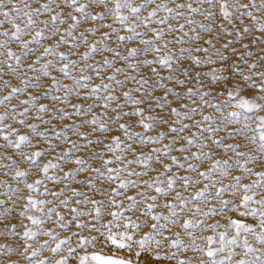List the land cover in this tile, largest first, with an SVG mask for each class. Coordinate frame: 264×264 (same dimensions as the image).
Returning <instances> with one entry per match:
<instances>
[{
  "label": "snow or ice",
  "instance_id": "obj_1",
  "mask_svg": "<svg viewBox=\"0 0 264 264\" xmlns=\"http://www.w3.org/2000/svg\"><path fill=\"white\" fill-rule=\"evenodd\" d=\"M173 3L170 7L169 0H46L33 7L31 0H0V88H9L6 95L0 96V105L5 106L0 112V161H7L0 162V169L15 181L14 185L0 180V218L4 223L0 236L19 238L21 245L18 250L8 243L0 244L4 257L13 253L18 257L6 259L4 264H19L20 258L25 264H152L161 259L192 264L191 258L181 255L184 250L198 252L199 264H264V115H257L264 113V70L255 71L257 61H264V48L251 63L240 58L250 74L235 63L230 76L223 74V68L197 72L198 87H188L183 97L165 84L173 80L185 83L173 75L180 72L189 77L188 68L180 67L183 60L201 66L228 59L220 48L212 51L188 43L201 40L202 32L211 34L204 40L208 46L220 33L232 37L222 45L225 50L234 41L249 36L251 44L264 45V0ZM193 3L199 6L194 7ZM195 15L203 17V22L194 19ZM90 21L91 25L77 32ZM5 24L9 27L3 28ZM101 28L109 31L91 40ZM113 42L115 46H109ZM172 45H178V50L174 51ZM61 46H66L65 50H60ZM121 47L124 53L118 50ZM242 47L248 49L249 44ZM236 51L232 49L233 54ZM201 52L205 54L203 58L193 54ZM98 53H110L111 58L102 55L100 60H94ZM243 56L250 57L252 52L246 51ZM118 60L123 63L115 66ZM142 66H148L157 79L149 83L143 75L137 78L135 74L140 73ZM161 68L169 74L161 75ZM106 69H111L107 76L103 74ZM53 71L71 81V85L63 83ZM6 74L18 80L19 86L4 79ZM121 74L123 78L118 79ZM201 75L210 77L207 85L200 80ZM232 76L241 79L223 87ZM253 76L259 78V83ZM45 78L51 80L46 87ZM94 79L99 83H92ZM129 82L134 86L117 95ZM217 86H221L219 91ZM41 88L43 92H39ZM156 88L164 89V94L152 99L150 108L154 104L164 109L169 104V94L178 101V106L168 108L169 116L175 118L171 124L165 117L146 114L140 107ZM245 88L257 89L258 94L241 95ZM21 93H27L26 98L19 99ZM213 93L217 97L224 95L225 99L214 102L210 98ZM71 96L95 102L72 103L68 111L40 103L41 99H48L69 105ZM194 96L199 100L194 107L180 102ZM13 97L18 98V104L10 103ZM128 105L132 109L125 111ZM95 107L100 111L93 112ZM204 107L218 115L203 114ZM109 112L114 115L109 116ZM198 113L201 118L194 120ZM73 115L83 119L64 124L59 130L51 123ZM130 116L137 118L134 124L139 131L134 130L133 123L120 122L121 117ZM29 119L39 123H29ZM5 120L27 131L21 132ZM113 124L121 135L105 136L106 143L99 136L89 139V132L81 130L90 125L92 132L106 134L112 131ZM160 124L168 125L167 132L177 135L169 138L165 131L151 134ZM40 125L48 127L41 130ZM193 127L196 131L179 135ZM220 132L224 134L218 136ZM69 133L83 143L72 140ZM228 137H242L243 141L225 143ZM34 138H38L37 144L46 142V147L37 148ZM178 139L183 143L176 147ZM164 140L168 142L162 143ZM60 144L68 147L56 151ZM100 144L102 147L86 157L75 155ZM149 145V150L144 151ZM193 147L196 151H191ZM174 151L182 155H173ZM48 153L52 155L41 163ZM165 159L169 162L165 163ZM154 162L161 165L160 170L153 167ZM204 162L206 165L201 167ZM21 163L27 167H20ZM67 163L73 167L64 170ZM174 167L176 172L172 171ZM34 169L38 175L29 182ZM233 170H237L235 174ZM85 172L88 175L81 176ZM150 172L156 174L150 176ZM245 177L254 179L244 182ZM73 183L85 186V190L73 187ZM56 185L62 187L57 190ZM158 208L166 211H157ZM228 212L235 216H228ZM13 213L16 215L11 222L9 216ZM217 214L226 223L207 222ZM250 218L255 223L249 222ZM171 226L178 230L173 231ZM144 227L148 230L141 234ZM208 230L211 234H202ZM62 232L69 235L61 238ZM106 248L114 251L106 254ZM238 248L241 251L237 252ZM45 251L48 255L43 254ZM123 252L128 255L117 254ZM141 256L148 259L141 260ZM237 256L240 258L234 259Z\"/></svg>",
  "mask_w": 264,
  "mask_h": 264
},
{
  "label": "rangeland",
  "instance_id": "obj_2",
  "mask_svg": "<svg viewBox=\"0 0 264 264\" xmlns=\"http://www.w3.org/2000/svg\"><path fill=\"white\" fill-rule=\"evenodd\" d=\"M31 2H32V6H33V7H36V6H38L39 3H44V2H46V0H31ZM81 2H84V0H81ZM137 2H139V0H137ZM157 2H159V0H157ZM180 2H184V0H175V3H180ZM242 2L247 3L248 0H242ZM257 3H259V0H257ZM169 6H170V7H171V6H174L173 0H169ZM193 6L195 7V6H199V5L193 3ZM205 7H206V5H205ZM96 10L99 11L100 9L97 8ZM68 11H71V10H70V9H65V12H68ZM145 14H146V13H145ZM193 18L196 19V20H198V21H202V22H203V17H201V16H199V15H195ZM219 20H220V18L217 17V23H219ZM246 22H247V21H246ZM173 23H175V22H173ZM180 23H183V20H181ZM91 24H92V22L90 21L89 24L81 25L80 28L77 29V32H79V31L81 30V28L88 27V26L91 25ZM154 26H155V25H154ZM8 27H9V26L6 25V24L3 25V28H8ZM61 27H66V25H63V26H61ZM226 27H227V25H226ZM0 30H2V29H0ZM105 31H109V30L106 29V28H101V29H99V31L96 33V35L90 37V39H91V40L96 39V38L99 36V34H100L101 32H105ZM185 31H188V26L185 27ZM215 31H216V28H215V26H214V27H213V32H215ZM149 35H150V34H149ZM175 35H179V33H176ZM210 35H211L210 33H203V32H202V33H201V40H199V41H189L188 43H189L192 47H196V46L209 47L210 50H212V51H214L216 48H220L221 51H222V52L228 57V59H227V60H224V61H221V60H218V59H217L215 64H211V65H201V66H196V65L192 64L191 61H188V60H183V61H181V62H180V67H181V68H188V70H189V77H184V76H182L180 72H176V73H174L173 75H175L178 79H184V80H185V83H184V84H177V83H175V81L173 80V81H165V84H166L167 87H172V88H174L175 91L181 93V96H182V97H183V93L187 90L188 87H198V85L196 84V73H197V72H200V73H207V72H209V71L212 70V69H220V68H223V74H224V75H229V76H230V75H231V71H232V65L235 63V64H237L239 67H241V68L245 71L246 74H250V71H249L247 65L244 64V63L242 62V59H240V58L243 57V59H247V60L249 61V63H251V62H253V61L256 60V57H257V56L261 55L260 49H261V48H264V45H262V44H257V45H253V44H251V39H252V37L249 36V37H245L243 40H237V41H234V42L229 46V48H228L227 50H225V49H223L222 45L225 44L229 39H232V37H228V36H226L224 33H220V35H219L216 39L213 40V45H212V46L205 45V44H204V40L208 39ZM256 35H260V34H259V33H256ZM51 42H52V41H45V43H51ZM244 43H248V44H249V48H248V49H245V48L242 47V45H243ZM109 46H115V43L113 42V43L110 44ZM12 47L15 49V48H16V45H13ZM170 47H172L174 51H175V50H178V48H179L178 45H172V46H170ZM65 48H66V46H61V49H60V50L63 51V50H65ZM233 48L237 49V51H236L235 54L232 53V49H233ZM41 50H42V49H41ZM83 50H84V46L81 45V46H80V51H83ZM118 50L121 51L122 53H124V48H123V47H121V48L118 49ZM246 51H251V52H252V56H250V57H244V56H243V53L246 52ZM37 54H38V53H37ZM193 54H195V55H199L201 58H203L204 55H205L203 52H201V53H193ZM102 55H108V56L111 58V54H110V53H103V54L98 53V54L94 57V60H97V61L100 60V59L102 58ZM185 55H187V54H185ZM72 58L75 59L76 57H72ZM142 58H143V57H141V59H142ZM31 59H34V57L29 58L28 62H30ZM213 59H216V58L213 57ZM42 62H43V61H42ZM122 63H123L122 61H119V60H118V61L116 62V65H115V66H120ZM261 70H264V61H257V68L255 69V71H261ZM127 71H130V70H129V69H126V72H127ZM110 73H111V69H106L105 72H104L103 74H104L105 76H107V75H109ZM52 74H53V75H56L58 79H61L63 83L71 85V81H69V80H67V79H64L59 73L53 71ZM134 74H135V73H134ZM160 74H161V75H168L169 73L167 72L166 69L161 68V69H160ZM29 75H33V74H32V73H29ZM135 75H137V78H139L140 75H143L146 79L149 80V83H152L153 81H155V80L157 79L156 76H153V75L151 74V72H150L148 66H142V67H141V71H140V73H139V74H135ZM117 78H118V79H122V78H123V74H121V75L118 76ZM4 79H10V84H11L12 86H19V81L16 80L15 78H11V74H6V75L4 76ZM209 79H210V77H209V76H206V75H201V77H200V80L203 81V82L205 83V85H207ZM240 79H241V78L238 77V76H232V77L226 82V84H225V85H222V86H223V87H226L227 85H231L234 81H237V80H240ZM253 79L256 80L257 83H259V78H258V77L253 76ZM92 83H99V82H98L97 79H94V80L92 81ZM50 84H51V80H50V78H45V79H44V85H45V87L48 86V85H50ZM133 86H134V85H133L131 82H129L128 84H125L124 86H122V87L118 90L117 95H119L120 92H122V91H124V90H127L128 87H133ZM220 87H221V86H217V91L220 90ZM43 90H44V89L41 88V89L39 90V92H43ZM120 90H121V91H120ZM8 91H9V88H7V87H5V88H0V96H2V95H6ZM29 91H32L34 94L37 93V90H35V89H30ZM81 91L83 92L84 90L82 89ZM60 94H62V93H60ZM163 94H164V89H159V88L154 89V91H153L151 97L146 98V99H145V103L142 104V105H140V107L144 108L146 114H149V113H150V114H153V115H156V116H163V117H165V118L168 120L169 124H170V123H172L171 120H173V119H175V118L169 116V114H168V108H169V107H173V106H178V101H177V99H176L175 97H173L171 94H169V96H168L169 104L166 105L164 109L157 108V107H155L154 104L152 105L151 108L149 107V103L152 101V99H154L155 97H162ZM257 94H258L257 89H250V88H245L244 91L241 92V95H244V96H247V97H253V96H256ZM133 95H134L135 97H139V96H140V93H133ZM26 96H27V93H21L20 96H19V99H24V98H26ZM210 98L213 99L214 102H218L219 100H223V99H225V96H224V95H221V96L217 97V96L215 95V93H213V95H212ZM94 102H95V101H94L93 99H91V98L88 99V100H82V99H80L79 97H76V96H71V97H69V105H61V104H59L58 102H53V101L48 100V99H41V101H40V103L48 104L50 108H51V107H64L66 111L71 110V109H70V105H71L72 103L89 104V103H94ZM180 102L188 103V104H189V107H194L195 104H198V103H199V100H198L197 97L194 96V97L192 98V100H188L187 98H183ZM194 102H195V103H194ZM10 103H11V104H18V98H17V97H13ZM4 107H5V106L0 105V112H2V111L4 110ZM131 109H132V106H131V105H128V106H126V108H125L124 110H125V111H128V110H131ZM18 110H20V106H19V105H18ZM229 110H231V109H229ZM99 111H100V108H99V107H95V108H93V112H99ZM161 112H162V113H161ZM165 112H166V113H165ZM201 112H202L203 114H209V113H211V114H213L214 116L218 115L217 113H215V111H214L213 109H211V108H207V107H204V108L201 110ZM29 115L31 116L32 113H30ZM108 115L111 116V115H114V113L109 112ZM257 115H264V113H260V112H258ZM88 116L90 117V116H91V113H89ZM169 117H170V118H169ZM46 118H47V117H46ZM168 118H169V119H168ZM200 118H201V114H200V113H198V114H196V115L193 116V119H194V120H195V119H200ZM81 119H83V117L78 116V115H73L70 119H65V120H63V121L52 120L51 123H52V124H55V125L57 126V130H59V128H61L64 124H70V123H72L73 121L79 123V121H80ZM136 119H137L136 117H131V116H130V117H121L120 122H121V123H123V122L133 123V128H134V130L139 131V130H140L139 126L134 124V121H135ZM170 119H171V120H170ZM28 122H29V123H32V122L39 123L38 121H33L32 119H29ZM4 123H11L13 127H19L21 132H26V131H27L25 128H23V126H19V125H17L15 122H12V121H10V120H5ZM185 123H190V121H185ZM40 127H41V130H43L44 128H47L48 125H40ZM91 127H92V126H90V125H85V126H82L81 130H82V131H87V132H89V137H88L89 139H95L97 136H99L100 139H101V141H102V143H106V142H107V140L105 139V136L121 135V134L116 130V125H115V124L112 125V131L109 132V133H106V134H101V133H99V132H92V131H91ZM230 127H231V126H230ZM167 128H168V125H165V124L157 125L156 129H154V130H153V133H151V134H155L156 132H159V131H165V132H166V135H167L169 138H171V137L174 136V135H177V134H174V133H171V132H167ZM191 131H196V128L193 127L191 130H186L184 133H180L179 135H188V134H190ZM170 133H171V134H170ZM173 134H174V135H173ZM223 134H224L223 132H220V133H218L217 135L219 136V135H223ZM69 136H70V138H71L72 140H77L78 142L83 143V141H81L77 136L72 135L71 133H69ZM13 138H14V137H13ZM37 140H38V138H34V139H33V144L36 145L37 148H44V147H46V142H44V141H40V142L37 144ZM233 140H241V141H243V138H242V137H228L224 142H225V143H230V142H232ZM167 142H168V140H164L162 143H167ZM0 143H2V141H0ZM182 143H183V141H181V140L178 139V140H177V143H176L175 146H176V147H179L180 144H182ZM244 143H245V145H247V142H246V141H244ZM66 147H68L67 144H60V145H58V148L56 149V151H60V150H62V149H64V148H66ZM100 147H102V144H100V145H93V146H90V147L88 148L87 151H81V152H79V153H76L75 155L85 156V157H86V156H88V154H89L91 151H95V150L99 149ZM150 147H151V145L146 146V147L143 148V150H144V151H148ZM253 147H254V146H253ZM25 150L27 151L28 149H25ZM33 150H35V148H34ZM8 151H9V154H11L10 150H8ZM191 151H196V149L193 147V148L191 149ZM213 151L218 153V152H219V149H213ZM86 152H87V153H86ZM172 154H173V155H177V156H181V155H182L181 153H178V152H175V151H174ZM51 155H52V153H48V154H46L44 157H42V158H41V163H43L44 161H46ZM221 155H223V154H221ZM227 155H231V153H227ZM0 162L7 163L6 160H4V161H0ZM164 162L167 163V162H169V161H168L167 159H165ZM97 163H98V162H97ZM154 163H155V162H154ZM154 163H153V167H154L155 169H157V170H160V169H161V165H160V164H156V163H155V165H154ZM206 163H207V162L202 163V164H201V167H204V166L206 165ZM66 165H67V166H66ZM69 165H70L71 167H73L72 164L67 163V164L64 165V168L67 167L65 170H67L68 168H70ZM157 165H158V166H157ZM159 166H160V167H159ZM249 166L252 167V165H249ZM20 167H27V165L24 164V163H21V164H20ZM133 167H137V170H140L138 166H133ZM256 170L259 171L260 168L257 167ZM172 171H173V172H176L177 169L174 167V168L172 169ZM179 171H180V174H181V175H184V174H185L183 170H179ZM236 171H237V170H233V174H235ZM151 173H152V174H151ZM151 173H149V175H151V176L154 175V174H156L155 172H151ZM169 174H171V173H169ZM36 175H38V173H37L36 170L34 169V170H33V174L30 175V176L28 177L29 182H31V180L34 179V178L36 177ZM87 175H88V172H85V173H82V174H81V176H87ZM147 178H148V177H142L141 179H147ZM251 179H254V177H245L244 182H249ZM0 180H7L9 183H12V184L15 185V181H12V180L10 179V177H6V176L3 175V170H2V169H0ZM225 182H227V181L225 180ZM48 183H50V182H48ZM73 184H74L73 187H78V188H80V189H85V186H83V185H81V186L79 187V185H75V183H73ZM52 186H53V185L50 183V184H49V187H52ZM82 186H83V187H82ZM60 187H62V185H61V186H60V185H56L55 189L58 190ZM197 187H199V186H197ZM24 191H25L24 194H25V193L27 194L26 190H24ZM26 194H25V195H26ZM66 194H67V193H66ZM41 198H43V197H41ZM96 198H98V197H96ZM21 203H22V202H21ZM229 213H231V214H229ZM234 214H235V213H232V212H228V213H227L228 216H229V215H234ZM15 215H16V214H15ZM15 215L13 216V218L15 217ZM188 215H189V214H188ZM13 218L10 220L11 222H14V219H13ZM105 218L107 219V217H105ZM198 218H199V217H198ZM220 218H221V215H220V214H217V215H215V216H213V217H211V218H208V221H207V222H208V223H211V222H214V221H216V220H219L220 222L223 223V219H220ZM9 219H10V217H9ZM12 220H13V221H12ZM48 226H51V225H48ZM70 226H71V227H70L71 230H75V228H73V227H75V226H73V225H70ZM19 228H20V227L18 226L17 231H20V230H21V229H19ZM3 230H4V228H3V229H0V231H3ZM209 231H210V230H209ZM66 235H69V232H62V233H61V238H62L63 236H66ZM0 238H1V239H0V244L8 243V244H11V245L14 244V246H17V245H18L17 248H18V250H20V247H21V245H20V241H17V240H19V238H16V237H13V238H12V237H5L6 240L4 239V236H0ZM2 238H3V239H2ZM15 238H16V239H15ZM44 238H45V237H41V239H44ZM10 239H11V242H10ZM3 241H4V242H3ZM15 241L17 242V244H16ZM18 242H19V243H18ZM73 243H74V242H73ZM44 253H45V252H44ZM46 253H47V251H46ZM0 255H1V254H0ZM2 255H3V254H2ZM2 255L0 256V263L3 262V264H4V262H5L6 259H9V258H10V259H14V260H15V259H18L16 253L11 254L12 257H11V256H10V257H4V256H2ZM19 260H21V261L19 262V264H21V263H22V264H25V262H23V259H22V258L19 259Z\"/></svg>",
  "mask_w": 264,
  "mask_h": 264
},
{
  "label": "bare ground",
  "instance_id": "obj_3",
  "mask_svg": "<svg viewBox=\"0 0 264 264\" xmlns=\"http://www.w3.org/2000/svg\"><path fill=\"white\" fill-rule=\"evenodd\" d=\"M98 82H99V80H98ZM121 91V90H120ZM162 113V112H161ZM166 113V112H165ZM170 118V117H169ZM168 118V119H169ZM171 120V119H170ZM172 121V120H171ZM169 123V122H168ZM171 124V123H170ZM171 134V133H170ZM174 135V134H173ZM87 153V152H86ZM129 158H131V157H129ZM154 165H155V163H154ZM67 166V165H66ZM70 166V165H69ZM158 166V165H157ZM71 167V166H70ZM160 167V166H159ZM67 168V167H66ZM66 168H64V170L66 169ZM68 170V169H67ZM151 173V172H150ZM152 174V173H151ZM155 175V174H154ZM151 176V175H150ZM50 184V183H49ZM74 185V184H73ZM75 185H77V184H75ZM61 186V185H60ZM81 185H79V187H80ZM21 187H22V185H21ZM53 187V186H52ZM56 187V186H55ZM83 187V186H82ZM78 188V187H77ZM82 191L83 190H85V189H81ZM132 191H135V190H132ZM25 192V191H24ZM26 194V193H25ZM89 195H92V193H89ZM96 197H98V196H96ZM95 197V198H96ZM99 198V197H98ZM0 199H3V197H0ZM21 203V202H20ZM9 206H11V205H9ZM62 210V209H61ZM63 211V210H62ZM157 211H161V212H165L166 210H164V209H162V208H158L157 209ZM229 214H231V213H229ZM15 215V213H13L11 216H9L10 217V219H9V221L13 218V216ZM190 215V214H189ZM229 216H235V214L234 215H229ZM136 217L135 216H133V219H135ZM197 219H199L198 217H197ZM220 219H222V217L220 218ZM13 221V220H12ZM249 222H252V223H255V221L254 220H252L251 218L249 219ZM148 223L150 224L151 223V221L149 220L148 221ZM212 223V222H211ZM222 223V222H221ZM223 223H226V220H224L223 219ZM74 226V225H73ZM71 227V226H70ZM172 227V230L173 231H176V230H178L177 229V227L176 226H171ZM4 228V223H3V220H2V218H0V229H3ZM18 228V227H17ZM73 228H75V227H73ZM20 229V228H19ZM148 230V228L147 227H144L142 230H141V234L144 232V231H147ZM219 230H223V229H219ZM201 233H197V235H200ZM203 235H208V234H211V232L208 230V231H206V232H203L202 233ZM92 235H95V233H92ZM229 235H231V231H229ZM13 238V237H12ZM137 238H139V236L137 237ZM183 238H185V239H187V237H183ZM1 239V238H0ZM3 239V238H2ZM4 239L6 240V238L4 237ZM16 239V238H15ZM45 239V238H44ZM102 240H103V238H101V242H102ZM17 241H19V240H17ZM4 242V241H3ZM10 242H11V239H10ZM16 242V241H15ZM74 243H75V241H73ZM250 242H253L254 243V241H251V238H250ZM19 243V242H18ZM16 244H17V242H16ZM13 246H14V244H13ZM18 246V245H17ZM17 246H15V247H17ZM255 246H257V247H259V245H255ZM101 248V244H97V249H100ZM18 249V248H17ZM93 249H88V251H92ZM103 251L106 253V254H110V253H112L114 250L113 249H111V248H106V249H103ZM236 251L237 252H239V251H241L239 248L238 249H236ZM44 255H48V253H46V251H45V253H43ZM118 255H125V256H127L128 254H127V252H123V253H117ZM2 255V254H1ZM0 255V256H1ZM181 255L182 256H184V257H186V258H191L192 259V264H199V259H200V254L198 253V252H193V251H191V250H184V251H182V253H181ZM3 256V255H2ZM12 257V256H11ZM240 257L239 256H237V257H234V259H239ZM21 259V258H20ZM141 260H145V259H148V257L147 256H141V258H140ZM21 260H19V262H20ZM24 262V261H23ZM0 264H3V262L2 263H0ZM22 264V263H21ZM73 264H75V262L73 261ZM152 264H173V262H171V261H169V260H167V259H161V260H159V261H152Z\"/></svg>",
  "mask_w": 264,
  "mask_h": 264
}]
</instances>
